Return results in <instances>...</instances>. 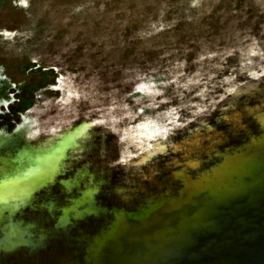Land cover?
<instances>
[{"label":"water","instance_id":"obj_1","mask_svg":"<svg viewBox=\"0 0 264 264\" xmlns=\"http://www.w3.org/2000/svg\"><path fill=\"white\" fill-rule=\"evenodd\" d=\"M0 264H264V0L1 13Z\"/></svg>","mask_w":264,"mask_h":264},{"label":"rangeland","instance_id":"obj_2","mask_svg":"<svg viewBox=\"0 0 264 264\" xmlns=\"http://www.w3.org/2000/svg\"><path fill=\"white\" fill-rule=\"evenodd\" d=\"M35 0H0V14Z\"/></svg>","mask_w":264,"mask_h":264}]
</instances>
